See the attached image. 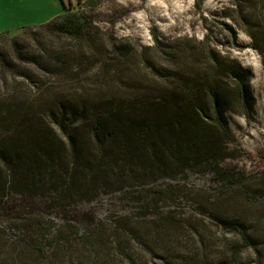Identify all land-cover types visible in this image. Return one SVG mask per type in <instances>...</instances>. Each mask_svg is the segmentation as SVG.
<instances>
[{
  "label": "trees",
  "instance_id": "1",
  "mask_svg": "<svg viewBox=\"0 0 264 264\" xmlns=\"http://www.w3.org/2000/svg\"><path fill=\"white\" fill-rule=\"evenodd\" d=\"M248 26L264 65V27ZM10 32L0 33V264H143L138 251L178 247L188 231L207 264H238L247 249L261 261L264 232L258 240L242 218L205 212L194 226L199 206L175 209L196 200L186 184L194 174H211L218 193L253 181L221 167L229 128L218 83L207 91L213 117L184 88L131 99L106 82L121 46L99 57L98 28L67 4L46 23ZM56 35L76 42L56 48ZM222 66L249 107L248 70L234 60ZM260 219L264 226V212Z\"/></svg>",
  "mask_w": 264,
  "mask_h": 264
},
{
  "label": "rangeland",
  "instance_id": "2",
  "mask_svg": "<svg viewBox=\"0 0 264 264\" xmlns=\"http://www.w3.org/2000/svg\"><path fill=\"white\" fill-rule=\"evenodd\" d=\"M67 5L98 28L100 40L93 51L99 57L107 51L115 57L111 53L114 45L121 46L123 55L114 59L119 65L115 77L106 82L131 99L138 93L166 97L171 89L184 88L213 117L207 91L211 83H218L219 105L229 128L223 138L228 157L221 167L245 172L253 181L234 192L218 193V183L211 174H194L186 184L196 200H183L175 209L191 213L190 208L199 206L204 215L196 216L194 226L206 218L205 212L242 218L249 232L260 240L264 232L260 219L264 212V65L248 34V24L264 27V0L251 5L247 0H201L199 5L196 0H68ZM58 37L52 38L56 48L76 42ZM210 53L221 65L211 60ZM231 60L249 72V107L235 96L233 81L222 66ZM24 66L34 72L32 65ZM254 200L262 205H255ZM214 234L210 227L209 240ZM199 240L188 231L178 247L155 246L154 255L138 251V256L143 264H207L196 255ZM262 256L258 261L254 251L247 249L238 264H264V252Z\"/></svg>",
  "mask_w": 264,
  "mask_h": 264
},
{
  "label": "crops",
  "instance_id": "3",
  "mask_svg": "<svg viewBox=\"0 0 264 264\" xmlns=\"http://www.w3.org/2000/svg\"><path fill=\"white\" fill-rule=\"evenodd\" d=\"M68 0H0V33L46 23L64 12Z\"/></svg>",
  "mask_w": 264,
  "mask_h": 264
}]
</instances>
